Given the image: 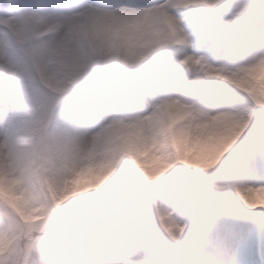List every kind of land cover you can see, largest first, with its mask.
Instances as JSON below:
<instances>
[{
    "label": "rangeland",
    "instance_id": "374dc122",
    "mask_svg": "<svg viewBox=\"0 0 264 264\" xmlns=\"http://www.w3.org/2000/svg\"><path fill=\"white\" fill-rule=\"evenodd\" d=\"M157 1L142 0L145 14L111 24L98 21L84 36L102 40L130 69L143 64L152 51L170 49L175 62L158 83H142L144 90L136 92V83L130 82L131 104L113 108L103 93L69 104L68 118L77 120L85 114L86 146L68 134L46 139L48 119L13 142H0V264H29L34 254L36 264H46L37 240L53 213L103 195L118 171L122 183L163 184L176 198L194 199L202 191L221 190L232 178L243 176L245 161H250L248 171L264 162L259 155L264 148V136L259 135L264 121L260 119L264 113V58L235 64L223 55L205 57V48L194 49L184 40L166 43L164 39L166 34L180 31L177 17L181 16L187 32L198 26L211 28L206 43L212 45L245 13L246 0H231L228 12L207 11L208 24L186 18L196 15L192 9L207 8L219 0H186L183 7L177 0L169 9L160 8L163 5ZM0 29L17 41L25 39L17 22L0 19ZM9 54L0 44V71L15 70L7 62ZM52 87L63 90L58 83ZM175 98L185 99L184 106H173ZM245 100L247 103H237ZM107 109L115 114L105 120ZM215 112L229 118L219 139L212 134ZM249 134L252 138L246 141ZM248 189L253 197L247 204L264 205V187ZM150 216L152 227L160 234L173 236L184 231L171 197L151 200ZM128 264H143L142 255L129 252Z\"/></svg>",
    "mask_w": 264,
    "mask_h": 264
},
{
    "label": "clouds",
    "instance_id": "9594fccd",
    "mask_svg": "<svg viewBox=\"0 0 264 264\" xmlns=\"http://www.w3.org/2000/svg\"><path fill=\"white\" fill-rule=\"evenodd\" d=\"M47 2V8L33 5L17 12L0 0V13L15 16L25 33L20 42L0 29V44L10 50L6 59L15 69L0 71V142H13L48 119L46 139L68 134L86 146L85 114L77 120L68 118V105L100 93L113 108L131 104L129 83H136V92L144 90L142 83L155 85L175 57L162 47L130 69L102 40L85 38L96 22L111 24L130 15L140 7L135 0ZM246 4L245 13L220 39L215 53L235 64L264 58V0H246ZM177 24L184 29L187 22L178 16ZM56 83L62 91L52 87ZM114 114L107 109L104 119ZM260 119L264 120V113ZM251 138L249 134L245 140ZM249 187H264V177L251 170L232 178L221 190H205L194 199L176 198L167 185L122 183L118 171L103 195L57 209L38 234L37 248L46 264H128L131 251L142 255L143 264H239L236 228L264 210V205L254 207L244 201L241 192ZM168 197L176 219L184 225V231L173 236L156 232L150 216L151 200ZM29 264H36L35 254Z\"/></svg>",
    "mask_w": 264,
    "mask_h": 264
},
{
    "label": "snow or ice",
    "instance_id": "6c2138e0",
    "mask_svg": "<svg viewBox=\"0 0 264 264\" xmlns=\"http://www.w3.org/2000/svg\"><path fill=\"white\" fill-rule=\"evenodd\" d=\"M8 7L14 8L17 12H23L26 8L37 5L41 8H47V0H5ZM231 8V0H219L207 8L192 9L193 17L186 19H200L203 24L209 23V17L205 13L209 10L222 9L228 12ZM0 19L6 22H16L13 15H4L0 13ZM211 28L198 26L197 30L187 32L183 28L178 33L166 34L164 39L166 43L174 42L177 39L184 40L191 45L192 48H205L202 53L205 57L211 56L218 52L220 48V40H216L212 45L206 43L207 36L211 32ZM259 135L264 136V121L259 125ZM260 156H264V148L259 152ZM252 171L261 177H264V162L259 163ZM236 253L239 264H264V210L261 214L252 217L250 220L243 221L236 228Z\"/></svg>",
    "mask_w": 264,
    "mask_h": 264
},
{
    "label": "bare ground",
    "instance_id": "6f19581e",
    "mask_svg": "<svg viewBox=\"0 0 264 264\" xmlns=\"http://www.w3.org/2000/svg\"><path fill=\"white\" fill-rule=\"evenodd\" d=\"M168 1L171 2V3H170V5L167 6ZM178 1H179L180 4H184V2H186V0H178ZM160 2L162 3L163 6H165V7L167 6L166 9H169L172 5H174L177 2V0H160ZM135 3L137 5H139L140 7L136 8L130 15H128L125 18H128L129 16L134 17V16H138V15L146 13V10L141 7L142 0H135ZM183 6H186V4L182 5V7ZM142 17L144 18L146 16H142ZM184 51H185V49H184ZM186 55L187 54H184V56L182 58L185 59ZM184 100L185 99H183V98H181V99L180 98H177V99L175 98L173 100L172 104H173V106H177V107L180 106L181 107V106H184V103H185ZM211 119H212V122H213V127L215 129V130L213 129V133H212L213 134V138L219 139L226 132V127H227V125L229 123V118L226 116L225 113L215 112V113L212 114ZM245 166H247V168L244 170L245 173L243 172L244 175L249 172L248 171L249 170V166H251L249 160L245 161ZM238 191H240L239 188H238ZM241 195H242V197H243V199H244V201L246 203L248 201H251V199L253 197L251 191L248 188L244 189L241 192Z\"/></svg>",
    "mask_w": 264,
    "mask_h": 264
}]
</instances>
